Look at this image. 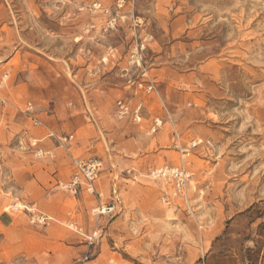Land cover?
Wrapping results in <instances>:
<instances>
[{
  "label": "rangeland",
  "instance_id": "rangeland-1",
  "mask_svg": "<svg viewBox=\"0 0 264 264\" xmlns=\"http://www.w3.org/2000/svg\"><path fill=\"white\" fill-rule=\"evenodd\" d=\"M115 4L0 0V213L23 227L4 233L0 264H43L27 246L38 253L46 235L83 247L67 264H264V0ZM117 100L141 103V122L117 120ZM193 126L206 172L190 183V210L163 205L140 174L176 163L173 131L184 144ZM90 158L100 198H73L58 184ZM99 204L114 210L93 216Z\"/></svg>",
  "mask_w": 264,
  "mask_h": 264
},
{
  "label": "built area",
  "instance_id": "built-area-1",
  "mask_svg": "<svg viewBox=\"0 0 264 264\" xmlns=\"http://www.w3.org/2000/svg\"><path fill=\"white\" fill-rule=\"evenodd\" d=\"M117 9H120L124 3V0H114ZM89 10L91 12L100 11L103 12L100 3H93ZM124 22V18L113 19L109 22L107 29L112 28L116 23ZM134 26L136 28L137 23L134 20ZM145 40H140L135 42L132 53L130 54V59L139 66L141 56L140 52L144 49ZM1 87V85H0ZM136 89H143L146 94H155V87L152 83H147L143 87V83L136 85ZM32 107L30 104H27V111ZM116 109V119L117 120H128L132 123L139 124L142 119V113L144 106L141 103H137L134 106H131L129 103L123 100H117L115 102ZM34 126H38L40 123L35 119H31ZM162 119L155 118L150 127V133H155L162 127ZM172 137L174 140L179 139V134L177 131H173ZM72 136L68 137V140H72ZM66 142V138L62 139ZM36 143H32L31 146H35ZM41 151L37 152V155L40 156ZM183 155L181 158V165L179 167H171L168 165H162L160 167L150 170L146 178L152 183L160 187L159 202L163 205L169 206L173 205L175 201L181 200L185 205L187 210H190V205H188L189 199L187 197L188 184L191 178L190 172L187 170L186 157L189 156L187 151L181 152ZM184 157V158H183ZM102 164L97 159H73L72 160V173L69 180L65 183H59L58 187L61 190L71 193L73 196H76L82 192H85L88 195L96 196L100 198V194L96 190V181L101 172ZM114 210L113 205H102L99 204L96 208L91 210L93 216H102L111 214ZM44 219H42L43 221Z\"/></svg>",
  "mask_w": 264,
  "mask_h": 264
},
{
  "label": "crops",
  "instance_id": "crops-1",
  "mask_svg": "<svg viewBox=\"0 0 264 264\" xmlns=\"http://www.w3.org/2000/svg\"><path fill=\"white\" fill-rule=\"evenodd\" d=\"M144 76H147L150 79L151 78L150 71H147V72L145 71ZM156 117H158V116H156ZM195 131H196V128H194V126H193V128L189 129L188 132L182 136V137H186V135H188V141H187V143H184V144H181L180 137L177 141L174 140L173 137L171 138V144H172V147H173L175 153L178 155V160L175 163L173 157L170 156L169 164H164V165H168L171 167H179L181 165V158L183 156L181 154V152L187 151L189 153V156H187L185 158L186 162L188 164L187 170L191 174V178H190L189 184H188V189L190 187V183L193 182V180L197 176L202 175L206 172L207 167H206L205 163H208L207 160L201 159L199 156H196L197 152H199L198 149L202 148L203 146L200 145L202 141L197 140V137L195 135ZM191 157L197 158L199 161L203 162V164L198 165L197 163H193V161L190 159ZM158 167H160V166H158ZM154 168H157V167H154ZM101 170H102V168H101ZM149 171L150 170L146 171V174H143V175L140 174V176H144L146 178V175ZM158 190H160V189H158ZM65 192L68 193L67 191H65ZM68 194L71 195L73 198L75 197L71 193H68ZM96 202L100 203V200H97ZM43 217H45L46 220H48V217H46L44 215H43ZM35 227H37V226H35ZM22 230H23V227L15 226V222L13 221V219L10 216H8L7 214L1 212L0 213V248H2L5 243H7L5 241V236H4L5 232L13 231V232L21 234ZM45 230H46V228H45ZM39 242H40L39 245H40L41 250H39V248H36V250H38V253L35 252L34 247H31L30 244L27 246V248H28L27 250L31 254V256H30V257H32L31 260H36V257H34L35 256L34 254H41V252H44V254L47 255V257H41V256L39 257L43 260V264H67L69 259H70V261H72V254L77 253L78 250L83 248V247L76 246L74 248H70L71 250L68 251V248L65 245V242L63 240H61V239L56 240V239H53L51 236H48V235L44 236L43 239H40ZM23 244L25 245V241L23 239L19 238V241H17V243L16 242L13 243V245H15V246H13V248L14 249L18 248V250L20 251L18 253V257L26 258L27 257L26 254L21 251L23 248L24 249L26 248V246H23ZM53 245H55L54 246L55 251H53ZM62 245L64 246V248H62ZM99 256H100V254H99ZM34 264H39V263L35 262ZM40 264H42V263H40Z\"/></svg>",
  "mask_w": 264,
  "mask_h": 264
},
{
  "label": "trees",
  "instance_id": "trees-1",
  "mask_svg": "<svg viewBox=\"0 0 264 264\" xmlns=\"http://www.w3.org/2000/svg\"><path fill=\"white\" fill-rule=\"evenodd\" d=\"M251 209L248 210V212L250 211Z\"/></svg>",
  "mask_w": 264,
  "mask_h": 264
}]
</instances>
